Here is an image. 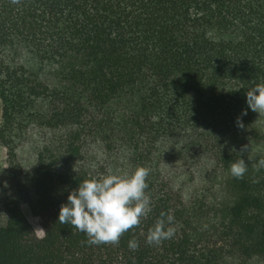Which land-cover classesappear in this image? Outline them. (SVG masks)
Listing matches in <instances>:
<instances>
[{"label":"trees","instance_id":"1","mask_svg":"<svg viewBox=\"0 0 264 264\" xmlns=\"http://www.w3.org/2000/svg\"><path fill=\"white\" fill-rule=\"evenodd\" d=\"M257 84L264 0H0V264H264V127L246 103ZM31 140L25 170L16 151ZM138 167L151 212L118 244L58 221L79 183ZM189 184L201 191L187 197ZM161 213L174 235L149 245Z\"/></svg>","mask_w":264,"mask_h":264},{"label":"clouds","instance_id":"2","mask_svg":"<svg viewBox=\"0 0 264 264\" xmlns=\"http://www.w3.org/2000/svg\"><path fill=\"white\" fill-rule=\"evenodd\" d=\"M16 2L18 0H13V3ZM246 103L253 112L264 115V84H257L246 92ZM237 125L243 127L239 117ZM241 151H247V146ZM248 163L242 156L231 163V176L242 179L248 171ZM253 167L256 171L264 169V158L259 159ZM148 175L147 168L138 167L131 174L110 171L106 175L82 181L69 192L67 202L61 205L58 221L84 233L89 244H118L123 233L138 226L141 218L151 212V200L145 192ZM173 220L172 215L161 213V218L149 230L145 242L158 246L163 240L172 238ZM138 246L136 240H129V249L134 251Z\"/></svg>","mask_w":264,"mask_h":264},{"label":"rangeland","instance_id":"3","mask_svg":"<svg viewBox=\"0 0 264 264\" xmlns=\"http://www.w3.org/2000/svg\"><path fill=\"white\" fill-rule=\"evenodd\" d=\"M2 113H3V107L2 102L0 99V126L2 123ZM259 123L264 127V115H258ZM16 158L23 169L25 170H31L33 169L37 164V143L34 140H31L29 142H25L22 144V146L16 151ZM10 166V153L8 150H6L4 147L0 145V174L4 172L5 170H8ZM208 171V170H207ZM221 174V172H218ZM222 175V174H221ZM221 176L219 178V181H221ZM215 181V178L214 180ZM203 187V183H202ZM201 185H194L189 184L185 186V194L187 197H191L197 192L201 191ZM221 193L219 191L211 192L210 196L209 193L207 194L209 196V199H212V197L218 198ZM11 195L10 190L7 186H0V227L5 225L7 217L4 211V205L7 202L9 196ZM22 210L24 214L26 215L27 219L33 226L36 234L38 237L44 236L41 220L35 216L30 211V208L28 205H24L22 207ZM44 230V229H43Z\"/></svg>","mask_w":264,"mask_h":264}]
</instances>
